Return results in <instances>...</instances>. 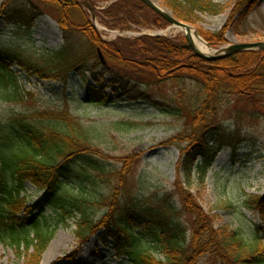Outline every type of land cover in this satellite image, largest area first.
Instances as JSON below:
<instances>
[{"label":"trees","instance_id":"trees-1","mask_svg":"<svg viewBox=\"0 0 264 264\" xmlns=\"http://www.w3.org/2000/svg\"><path fill=\"white\" fill-rule=\"evenodd\" d=\"M90 1L93 8L96 0ZM162 2L174 17L195 26L203 15H219L229 6L215 0ZM258 2L233 0L228 23L237 16L245 20ZM94 11L103 24L120 30L131 29L132 25L170 24L141 0H117ZM44 14L56 18L65 39L62 48L41 53L0 51V97L28 105L8 116L0 114V240L13 245L25 264H42L58 225L73 219L78 242L75 253L94 236L103 242L111 239L121 264H199L203 260L264 264V192L248 193L241 204L258 217L253 236L246 238L240 229L221 223L217 211L204 210L191 191L194 183H205L221 150L230 147L235 157L243 141L238 120L236 127L226 125L222 111L240 100L252 115H264V50H245L208 60L198 56L184 36L105 40L84 0L0 3V20L18 29H30ZM199 31L214 46L227 41L226 25L217 32L201 27ZM15 64L65 87L78 76L85 90L84 104L140 100L166 115H184V129L160 143L176 146L180 152L172 187L149 195L138 192L132 181L142 158L137 150L116 156L120 163L113 169L105 165L114 157L103 147L111 140L103 137L139 130L151 122L117 119L110 122L103 135L104 129L84 122L68 108L31 105L35 93L26 89L13 69ZM161 85L171 88L163 98L143 89ZM108 87L114 95L106 91ZM59 90L55 87L56 92ZM99 179L106 185L102 200L108 201L106 211L97 216L91 208L94 200L83 192ZM73 180L80 193L69 192ZM28 182L44 192L42 202L52 209L51 213L45 209L38 212V206L28 203Z\"/></svg>","mask_w":264,"mask_h":264},{"label":"rangeland","instance_id":"rangeland-1","mask_svg":"<svg viewBox=\"0 0 264 264\" xmlns=\"http://www.w3.org/2000/svg\"><path fill=\"white\" fill-rule=\"evenodd\" d=\"M90 3V0H87ZM117 0H96L92 8L94 14V25L105 40H114L119 36L137 37L140 35L165 36L176 39L185 37V33L177 26L166 25L163 27L148 25H132L131 29L120 30L110 28L96 18L94 10L100 11L107 8ZM160 6L162 0H153ZM229 6L219 15H203L202 21L193 28L197 31L206 43L216 53L223 47L231 43L264 41V0L259 2L248 12L247 18L242 20L235 17L230 24L229 16L232 10L233 0H215ZM2 0H0V3ZM86 2V0H85ZM91 4V3H90ZM92 6V5H91ZM169 10V9H168ZM228 23V25H227ZM227 26V41L218 45H212L199 31L217 32ZM199 27V28H198ZM65 43L63 32L53 15L44 14L38 17L30 29H18L15 25H9L0 20V51L21 50L30 53H41L47 50H56L63 47ZM1 56V54H0ZM13 69L20 75V80L26 89L35 93L34 102L37 107L47 109H64L83 118V121L104 129L103 135L107 133L111 121L125 118L136 121H149L152 124L128 133H113L106 135L103 139L111 140L103 143L106 152L114 158L107 160L105 165L108 169H113L119 162L115 157L134 150L142 153L140 162L137 163L132 176L133 184L137 185L138 192L142 195H149L154 191L170 189L175 182L176 162L180 152L176 146H162L160 143L179 133L187 125L184 115H166L157 110L149 103L142 101H123L106 103L104 105L84 104L85 90L79 85V77L74 76L71 83L65 87L64 84L51 79L42 78L35 74H30L15 64ZM91 76V75H90ZM55 87H59L58 92ZM111 94V87L106 88ZM154 97H166L171 88L161 85L143 88ZM143 91V90H142ZM28 105H25L27 108ZM21 104H15L0 97V114L8 116L9 112L25 108ZM185 114V112H184ZM254 114L251 109L242 101H233L232 108H226L221 113V118L226 125L232 124V128L238 120L243 141L232 156V149L226 147L218 154L213 166L209 169L206 181L203 185L194 183L191 191L198 196V201L204 210H215L220 215V222L230 225L234 229H240L246 238H251L254 232V224L258 220L257 214L241 206L248 193L264 192V115ZM103 148V149H104ZM100 180V179H99ZM97 181L94 186L88 184L83 192L87 198L94 200L91 206L97 216L102 215L107 209V199L102 200V194L106 195V185L103 180ZM69 192L80 193L77 181ZM26 194L28 203L38 206V212L45 209L51 213L52 209L46 206L42 199L44 192L39 190L32 183L26 184ZM200 194V195H199ZM187 216H184L186 218ZM75 224L73 219L60 223L55 235L42 256V264H121L122 260L115 256L112 240L103 242L98 237H92L80 250L75 253L74 249L78 245L74 233ZM137 233V232H136ZM159 257L161 254L156 253ZM0 264H25L24 257H20L15 247L0 240ZM199 264L206 263L205 260Z\"/></svg>","mask_w":264,"mask_h":264},{"label":"water","instance_id":"water-1","mask_svg":"<svg viewBox=\"0 0 264 264\" xmlns=\"http://www.w3.org/2000/svg\"><path fill=\"white\" fill-rule=\"evenodd\" d=\"M141 1L146 3L153 10H155L157 13H159L164 18H166L171 23V25L178 26V27H184L186 29L185 37H186L189 45L193 48V50L195 51V53L198 56H200L204 59L217 60V59L226 58L228 56H231L233 54H236L238 52L245 51V50H253V49L264 50V41H257V42L231 43V44L227 45L226 47H223L220 50L216 51V53H213V54L212 53L211 54L204 53L196 47L192 31L194 30L195 35H198V33L190 23H187L185 21H182V20L174 17L168 9L160 6L159 4H157L153 0H141ZM86 4L88 5V7L91 8V6L88 2H86ZM93 16H94V14H93ZM99 54H100L101 59L103 61H105L104 56L101 53V51H99Z\"/></svg>","mask_w":264,"mask_h":264},{"label":"bare ground","instance_id":"bare-ground-1","mask_svg":"<svg viewBox=\"0 0 264 264\" xmlns=\"http://www.w3.org/2000/svg\"><path fill=\"white\" fill-rule=\"evenodd\" d=\"M177 28L184 31V33L186 32V29L184 27L177 26ZM192 33L196 47L204 53L211 54L213 49L206 43V41L201 36L195 35L194 30L192 31Z\"/></svg>","mask_w":264,"mask_h":264}]
</instances>
